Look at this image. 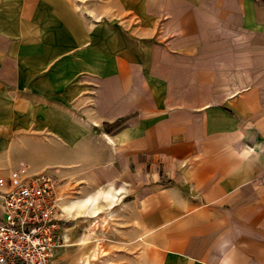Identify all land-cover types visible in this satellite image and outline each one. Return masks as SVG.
I'll list each match as a JSON object with an SVG mask.
<instances>
[{"label":"crops","instance_id":"crops-1","mask_svg":"<svg viewBox=\"0 0 264 264\" xmlns=\"http://www.w3.org/2000/svg\"><path fill=\"white\" fill-rule=\"evenodd\" d=\"M229 1H222L224 7ZM233 4L235 12L237 5L248 6L249 19L264 18V0ZM155 9L153 4L148 19L161 16ZM93 11L87 16L75 0H0V150L9 152L0 154V177L24 169L16 167L18 147L36 163L25 169L36 173L46 172L39 162L54 160L34 148L56 147L57 162L96 164L86 181L113 187L117 199L110 208L130 200L138 230L140 195L151 212L149 226L188 228L162 239L177 243L172 251L188 264H214L221 235L248 262L264 264V43L248 46L247 77L225 87L220 77L213 83L188 70L187 61L169 50L145 47L143 40L138 49L128 47L126 26L98 33ZM201 29L203 38L208 31ZM102 35L106 49H98ZM216 44L225 57V43ZM201 47L213 49L203 39ZM230 49L233 66L240 65L241 49ZM98 58L116 69L103 79L97 107L90 90L103 64ZM96 147L106 154H96ZM65 148L76 155H66ZM240 150L252 153L249 161L231 155ZM73 172H56L65 199L73 196L70 190L88 187L76 184ZM74 201H62L66 212L74 211ZM77 209L83 215L84 208Z\"/></svg>","mask_w":264,"mask_h":264},{"label":"rangeland","instance_id":"rangeland-1","mask_svg":"<svg viewBox=\"0 0 264 264\" xmlns=\"http://www.w3.org/2000/svg\"><path fill=\"white\" fill-rule=\"evenodd\" d=\"M82 6L83 12L88 16L97 12L95 15L98 33L107 26L122 25L128 27V40L130 46L134 49L140 47V40L144 41L145 47L153 45L161 50H169L174 57L185 59L188 64V70L201 73L206 81L216 82L219 77L224 80V85L232 82L237 78L242 79L248 75V46L259 45L264 43V18L249 19L248 6H236L234 8L233 0L225 4L220 3L217 7L215 0H75ZM128 3L130 6L120 7L119 3ZM155 4V11L161 14L156 19H148V10H152ZM89 7L91 11H89ZM254 10V9H253ZM259 12L260 10L257 9ZM91 12V14H90ZM153 11H151L152 13ZM257 12V13H258ZM263 14V13H258ZM168 19H164L165 16ZM178 18L174 20V16ZM236 15L244 17L236 18ZM167 18V17H166ZM93 19V17H91ZM149 22H155L154 27L147 25ZM202 22V23H201ZM207 35L202 38L201 27ZM105 35L98 37V49L105 48ZM209 44L211 50L201 47V40ZM225 43V57L221 56L222 52L216 49V43ZM233 45L240 48V65L234 67L231 58L230 48ZM230 50H229V49ZM228 49V50H226ZM220 52V62L217 61V54ZM101 60L100 66L97 67L98 79L91 88V93L96 97L95 102L98 107L102 103L100 93L103 91L105 77L114 74L116 66H110L108 58H98ZM107 64V65H106ZM111 69V71H110ZM195 82V80H194ZM113 85V84H112ZM227 85H225L226 87ZM87 91H89L87 89ZM105 115H98L97 123H101ZM52 135V132H48ZM33 148H28V152ZM35 151L42 153L44 157L54 161L39 162L43 171L57 177V170L62 167L74 171L75 178L78 179L76 184L86 183L88 187L84 191L70 190L69 198L65 199L63 194L59 196L63 199L64 205L70 204L71 201L81 199L86 195L95 193L104 186H95L86 181L88 176L95 171V163H62L57 162L55 158L59 152L56 147L34 148ZM86 148L82 149L85 151ZM96 154L104 156L105 148H92ZM2 148L0 154L9 152ZM75 151V150H74ZM78 151V150H77ZM89 153V149H87ZM65 154L72 156V148H65ZM73 155H76L74 153ZM25 147L17 148L16 167L32 169L35 162L26 161ZM4 166H14L15 162L3 163ZM80 178H84L81 180ZM79 189V190H78ZM62 202V203H63ZM146 198L140 195V230L136 221V208L128 200L123 207L110 208L107 202H103L101 211L97 216L83 215L80 216L77 211H67L69 221L67 226V241L63 251L59 255L60 264H188L183 261L175 250L177 243L163 242V238H169V234H177L184 231L186 227H162L155 230L149 226L148 216L151 214L148 207L143 205ZM76 212V213H75ZM75 216V217H74ZM80 219V220H79ZM166 235V236H164ZM161 240V241H160ZM215 263L218 264V257ZM216 254V253H215ZM179 256V257H178ZM216 256V257H215ZM235 263L251 264L242 255L235 252Z\"/></svg>","mask_w":264,"mask_h":264},{"label":"built area","instance_id":"built-area-1","mask_svg":"<svg viewBox=\"0 0 264 264\" xmlns=\"http://www.w3.org/2000/svg\"><path fill=\"white\" fill-rule=\"evenodd\" d=\"M68 221L54 176L22 169L0 177V264H58Z\"/></svg>","mask_w":264,"mask_h":264},{"label":"bare ground","instance_id":"bare-ground-1","mask_svg":"<svg viewBox=\"0 0 264 264\" xmlns=\"http://www.w3.org/2000/svg\"><path fill=\"white\" fill-rule=\"evenodd\" d=\"M119 5H120V7L130 6V4H128V3L122 4L121 2L119 3ZM116 199H117V196L114 192L113 187L112 186H106L103 188L101 187L100 189L95 191V193L90 194V195L80 199L79 201L72 202L70 207L72 209L73 208L77 209L78 207L84 208L85 211H83V212H85V214H86V212H88L87 214H89L90 216H97L98 213L101 211V208H102L101 203L107 202L108 205H111L116 201ZM64 208H66V207H64ZM75 209H74V211H75ZM77 210H79V209H77ZM71 211H70V213H71Z\"/></svg>","mask_w":264,"mask_h":264},{"label":"clouds","instance_id":"clouds-1","mask_svg":"<svg viewBox=\"0 0 264 264\" xmlns=\"http://www.w3.org/2000/svg\"><path fill=\"white\" fill-rule=\"evenodd\" d=\"M231 155L243 162L249 161L252 153L246 150H240L233 151ZM214 248L218 257V264H235V249L229 237L226 235L218 237Z\"/></svg>","mask_w":264,"mask_h":264}]
</instances>
